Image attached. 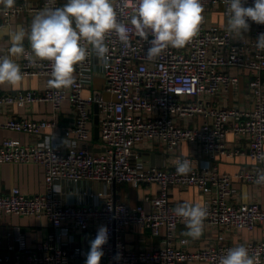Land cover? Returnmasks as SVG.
Instances as JSON below:
<instances>
[{"label": "built area", "instance_id": "1", "mask_svg": "<svg viewBox=\"0 0 264 264\" xmlns=\"http://www.w3.org/2000/svg\"><path fill=\"white\" fill-rule=\"evenodd\" d=\"M204 11L198 35L185 47H169L153 60L146 58L149 41L130 34L131 47H125L114 33L106 37L109 47L108 66L88 46L89 55L83 67L77 66L76 83L71 89L50 88L48 80L51 65L48 61L31 64L20 57L23 77H38L44 82L41 90L0 92V128L43 134L54 128L64 101L76 112L73 124L63 129L67 143L37 141L23 144L6 138L0 143V163H33L44 171V189L29 195L12 187L0 193V213L17 216L44 217L51 225L50 231L35 245L26 243L25 233L19 226L13 229L15 246L0 250V264H85L82 260L87 251L61 242L59 229L70 225L81 235L87 232L93 240L101 226L109 230V238L102 246L104 255L100 264H182L205 262L219 264L227 250L243 244L250 255L264 264V205L256 201H237L235 182L257 184L256 179L264 172V51L257 49V38L264 33V24L249 19L250 29L236 36L212 20V14L227 17L226 0H201ZM119 4L120 0H116ZM254 0H247L245 7ZM46 6L61 7L60 0H39L30 5L21 0L13 9L0 14V31L12 16L23 10L38 13ZM118 13L121 9H117ZM131 8H124L118 18L127 23ZM130 26V25H129ZM131 27V26H130ZM26 52L30 48L25 47ZM1 52L0 55H5ZM100 60L104 77L102 90L82 94L90 82L95 64ZM241 70L252 72L248 82L253 105L247 108L223 106L213 97L228 92L239 84ZM109 94L110 98H105ZM52 105L50 119L35 120L27 116L2 118V108L22 106L33 102ZM94 105L99 115V137L103 151H90L77 142H89ZM246 141L245 147H232L227 134ZM187 142L197 152L214 160L216 156L245 155L252 166L234 173L220 172L215 165L198 167L192 155L180 153L182 143ZM163 146L171 154L169 166L135 164L139 155L137 147ZM191 161V171L178 175V161ZM59 180L79 182L85 180L113 183L156 184L157 193L146 195L144 201L130 207L111 197L102 204H66L55 194L54 185ZM173 186H196L204 194L201 204L208 208L204 225L218 230L213 244L196 250H188L186 237L175 234L179 225L186 223L174 213L178 206L170 201ZM149 204V209L145 208ZM130 224L146 227L151 235L160 236L164 229L163 245L151 250L130 249L122 238V231ZM261 228V237L238 243L227 241V233L233 230ZM187 240V243H181ZM117 254L119 257L117 258Z\"/></svg>", "mask_w": 264, "mask_h": 264}, {"label": "crops", "instance_id": "2", "mask_svg": "<svg viewBox=\"0 0 264 264\" xmlns=\"http://www.w3.org/2000/svg\"><path fill=\"white\" fill-rule=\"evenodd\" d=\"M21 0H16L19 3ZM30 5L37 4L39 0H27ZM67 3V0H60L62 7ZM37 13L29 10H23L18 15L12 16L9 23L4 25L0 31V51L6 52L11 46L9 33L23 26L26 30L30 28L31 21ZM212 20L221 26H227V19L220 14H212ZM4 20V15L0 14V22ZM24 46L30 48L27 39L24 40ZM16 62L20 63V57L15 58ZM252 78V72L249 70H241L239 74V84L236 88L228 92H220L213 101L223 106H236L241 108L251 107L253 105L250 91L248 89V82ZM261 78L264 80V72L261 73ZM82 94L89 95L92 90H102L104 87V77L100 70V60L95 57V64L92 71V77L89 78ZM44 82L38 77H24L20 86L11 87L8 85H0V92L14 93L17 91L41 90ZM105 98H110L109 94H104ZM94 110V109H93ZM52 105L48 102H33L24 104L22 106L13 105L2 108V118L6 117H21L27 116L35 120L50 119L52 116ZM94 116V114H93ZM76 117V112L68 101H64L62 107L56 118L57 124L54 128H47L43 134H32L0 128V143L6 139L11 138L19 140L23 144L34 143L37 141L54 142L57 141L63 146L66 140L63 138L62 131L70 127ZM91 129V136L89 142L78 141V145H85L90 151H103V146L98 135L94 134V120L92 118L89 123ZM226 140L232 147H245L246 141L236 138L229 133ZM139 155L135 164L146 166H169L171 162V154L164 151L163 146L157 145L154 147H146L135 149ZM180 153L183 155H192L197 159L196 165L198 167L215 165L220 172L234 173L241 168H248L252 166V162L245 155H236L233 157L216 156L214 160L208 159L206 156L197 152L196 148L190 146L187 142L182 143ZM238 188L237 201L250 202L256 201L264 205V185L253 186L248 183L235 182ZM57 187L55 194L60 200L66 204H102L107 198L111 197L116 202H122L130 207L137 205L144 201L146 195H153L157 193L158 186L156 184H141L135 186L131 183H113L107 185L101 181L85 180L79 182H72L68 180H59L55 182ZM12 187H18L21 192L29 195L37 194L44 189V171L43 169L33 163H0V193L8 192ZM205 194L196 186L178 187L173 186L169 192L170 201L175 205L183 203H202ZM145 208L149 209V204L145 203ZM19 226L25 233L26 243L30 247L35 245L50 231L51 225L44 217L37 216H17L11 214L0 213V250L6 251L9 247L15 246L13 237V229ZM187 231L186 223L181 224L176 229L177 237H185L183 232ZM218 230L204 225L203 234L199 239L192 240L186 237L189 241L187 245L188 250H196L201 247H206L214 243L215 235ZM164 229H161L160 236L151 235L150 231L138 224H130L124 228L121 235L130 249L151 250L162 246ZM60 240L69 244L71 247H81L89 251L90 235H81L80 232L71 227L64 225L59 229ZM261 237V228L257 227L254 230H233L227 233V241L238 243L248 240H257ZM82 260L86 261V257ZM145 264V263H139ZM182 264H206L205 262L197 263H182Z\"/></svg>", "mask_w": 264, "mask_h": 264}, {"label": "clouds", "instance_id": "3", "mask_svg": "<svg viewBox=\"0 0 264 264\" xmlns=\"http://www.w3.org/2000/svg\"><path fill=\"white\" fill-rule=\"evenodd\" d=\"M16 0H0V9L4 12L13 9ZM227 31L236 36L250 29L249 19L264 24V0H254L252 6L245 7L247 0H226ZM130 7L127 23L118 17L124 8ZM121 9L118 13L117 9ZM204 11L201 0H67L62 7H49L39 11L32 19L30 28L23 26L9 33L11 46L7 54L0 55V85L20 86L23 73L15 58L23 56L31 64L48 61L51 65L48 85L57 90L71 89L76 83L74 75L77 66L83 67L89 55L88 46L107 67L109 47L106 37L114 33L127 48L131 47L130 34L149 41L146 58L153 60L169 47L183 48L199 33ZM131 27H130V26ZM30 44L26 52L24 40ZM256 47L264 51V33L257 38ZM264 160V155L260 157ZM191 171V161L183 159L177 162L178 175H187ZM257 184H264V172H261ZM57 192L58 186H53ZM176 216L186 221L187 231L182 235L192 240L203 234L204 221L208 208L201 203H183L174 209ZM109 238V230L101 226L95 238L90 241L85 264H100L104 255L102 246ZM182 240L181 243H187ZM119 254H117V258ZM219 264H259L255 255H250L243 244L234 246L221 256Z\"/></svg>", "mask_w": 264, "mask_h": 264}, {"label": "water", "instance_id": "4", "mask_svg": "<svg viewBox=\"0 0 264 264\" xmlns=\"http://www.w3.org/2000/svg\"><path fill=\"white\" fill-rule=\"evenodd\" d=\"M94 116H93V120H94V134L95 135H98L99 133V115H98V108H97V105H94Z\"/></svg>", "mask_w": 264, "mask_h": 264}]
</instances>
